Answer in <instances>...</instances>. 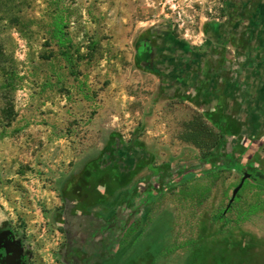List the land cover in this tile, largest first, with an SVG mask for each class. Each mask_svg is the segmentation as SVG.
Segmentation results:
<instances>
[{
  "label": "rangeland",
  "instance_id": "obj_1",
  "mask_svg": "<svg viewBox=\"0 0 264 264\" xmlns=\"http://www.w3.org/2000/svg\"><path fill=\"white\" fill-rule=\"evenodd\" d=\"M263 9L245 0H0V229L24 241L33 264H66L71 212L105 206L96 188L131 144L165 183H150L148 209L114 245L92 260L76 251L77 262L264 264L263 186L247 180L218 219L243 172L264 173V157L260 171L242 165L234 176L190 167L237 134L240 65L259 57L238 51L255 42L237 33ZM196 120L220 136L216 147L191 131Z\"/></svg>",
  "mask_w": 264,
  "mask_h": 264
},
{
  "label": "crops",
  "instance_id": "obj_2",
  "mask_svg": "<svg viewBox=\"0 0 264 264\" xmlns=\"http://www.w3.org/2000/svg\"><path fill=\"white\" fill-rule=\"evenodd\" d=\"M245 1L246 4L264 7V0ZM252 24L254 27L248 33H237L244 38H252L255 42L253 46L250 44L237 47L238 51L245 55L249 53L259 55L255 63L251 64L254 69L249 64L240 65L243 66L240 70L242 77L237 85L239 89L245 90V94H241L244 105L237 114L239 123L237 134L232 138H227L222 154L216 151L212 157L190 163L191 171L195 169L196 172L199 169L207 173L227 168L234 176L241 171L242 165L245 169L254 166L257 167V172L261 170L259 166L261 167L262 164H258L255 160H259L258 156L264 157L262 153L264 152V9L253 17ZM218 42H220V37ZM223 82L224 84H221L222 97L217 105L222 120L230 117L227 110L231 102L230 91H228L229 83L228 81ZM212 102L216 106V99L212 100L211 104ZM133 146L131 144L125 147L126 152L121 155V158L113 159L108 164L106 170L109 172H106L104 179L99 182V188H96L99 196L105 198V206L109 204V212L103 211L105 206L101 205L92 209L94 212L92 215L90 213L93 212H85L90 216H81V211L71 212L67 236L71 238L74 245L83 244L88 249L87 256L90 260L101 256L105 247L110 244L114 245V239H111L113 234L119 235L120 231H123L132 220L145 213L148 209L149 198L154 194L150 183L152 185L165 183L164 170L159 167L150 174L142 166L143 162L140 157L142 150ZM259 177H264V173ZM107 213L111 216L108 217ZM257 218L264 220V214L260 213ZM248 227L245 225L243 228L246 230ZM247 232L250 234L249 231ZM251 235L258 240L257 242L260 241L261 235L257 228ZM245 239H247L246 236Z\"/></svg>",
  "mask_w": 264,
  "mask_h": 264
},
{
  "label": "flooded vegetation",
  "instance_id": "obj_3",
  "mask_svg": "<svg viewBox=\"0 0 264 264\" xmlns=\"http://www.w3.org/2000/svg\"><path fill=\"white\" fill-rule=\"evenodd\" d=\"M85 249L83 244L74 245L71 238L67 236L64 246L66 264H89L87 256L82 263L77 262L75 258L76 251ZM0 264H33L31 254L24 241L12 229H0Z\"/></svg>",
  "mask_w": 264,
  "mask_h": 264
},
{
  "label": "trees",
  "instance_id": "obj_4",
  "mask_svg": "<svg viewBox=\"0 0 264 264\" xmlns=\"http://www.w3.org/2000/svg\"><path fill=\"white\" fill-rule=\"evenodd\" d=\"M60 24H62V21H60L59 23L58 22L55 23V29H56L57 33L60 35V38H64V35L62 33V27L60 26ZM191 128H192L191 131L196 133L195 135H197L199 132V134H205L208 137V140L211 142L209 149L217 146L218 141L220 139V136L217 133H213L210 129H208L206 127L205 124L201 123V121L196 120L195 123L192 124ZM208 155H209V153L205 154V156H208ZM251 181H253L254 183L264 187V177H258L255 180H251ZM246 182H247V180L244 181V183H246ZM238 197H239V191H238L235 198H238ZM234 201H235V199L233 200V202L231 204H229V202H228L226 209L219 213L218 219H220V220L225 219V214H227L228 212H230L232 210Z\"/></svg>",
  "mask_w": 264,
  "mask_h": 264
},
{
  "label": "water",
  "instance_id": "obj_5",
  "mask_svg": "<svg viewBox=\"0 0 264 264\" xmlns=\"http://www.w3.org/2000/svg\"><path fill=\"white\" fill-rule=\"evenodd\" d=\"M256 178H258V177L253 176L248 172H243V175H242V178H241L239 184L232 190V194H231V197L229 199V204H231L233 202L234 198L236 197L238 191L242 187L245 180H255Z\"/></svg>",
  "mask_w": 264,
  "mask_h": 264
}]
</instances>
